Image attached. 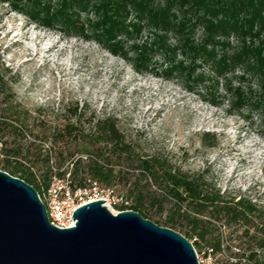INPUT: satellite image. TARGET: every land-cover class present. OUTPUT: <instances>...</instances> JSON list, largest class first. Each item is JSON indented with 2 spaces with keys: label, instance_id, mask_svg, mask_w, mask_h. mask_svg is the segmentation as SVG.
<instances>
[{
  "label": "rangeland",
  "instance_id": "374dc122",
  "mask_svg": "<svg viewBox=\"0 0 264 264\" xmlns=\"http://www.w3.org/2000/svg\"><path fill=\"white\" fill-rule=\"evenodd\" d=\"M66 1L0 0V117L7 105L14 106L20 111L14 124L27 128L26 139L13 131L5 139L24 144L36 135L45 148L53 146V161L62 151L67 164L93 149V123L111 116L133 152L167 157L184 171L207 170L220 193L264 208V71L251 68L247 60L232 63L250 40L233 33L218 37L221 42L212 47L206 44L202 23L184 22L180 34L165 33L171 48H123L130 58L143 51L152 58L138 72L137 61L107 56L99 43L81 37L82 31L93 29L87 19H97L92 5L73 15L76 27L59 17L50 27L40 22L48 6L55 12ZM126 21H136L133 12ZM155 30L142 22L132 38L138 44L151 42ZM50 42L56 47L43 56V46ZM212 50L215 62L230 61L229 66L217 71L205 61L203 53ZM258 50L264 57V48ZM166 69H172L171 77L162 75ZM66 125L76 128L71 136L64 132ZM128 186L118 181L110 187L125 194ZM220 231L224 248L236 234L232 227L221 226ZM231 252L238 250L223 249L214 258L231 264Z\"/></svg>",
  "mask_w": 264,
  "mask_h": 264
},
{
  "label": "trees",
  "instance_id": "16d2710c",
  "mask_svg": "<svg viewBox=\"0 0 264 264\" xmlns=\"http://www.w3.org/2000/svg\"><path fill=\"white\" fill-rule=\"evenodd\" d=\"M91 5L96 10L97 19H87L93 23V29L90 33L82 31L81 36L93 39L116 56L137 61L135 69L138 72L146 70L152 64V58L146 56L145 51L130 58L123 48H152L156 45L158 48H171L165 33L175 30L180 34L187 26L184 22L202 23L206 44L212 47L221 42L220 36L235 33L246 37L250 40L249 44L243 43V50L235 54L232 63L247 60L251 68L264 71V57L258 50L264 48V0H67L55 12H50L48 6L45 9L48 18L44 17L43 21L35 18L50 27L59 17L70 22L71 27H76L72 22L73 15ZM12 7L22 9L15 3ZM130 12L134 13L135 22L126 21ZM68 13L71 15L68 16ZM142 22L156 29V38L138 44L132 37L139 35ZM128 40L132 41L131 44ZM203 55L204 60L211 61L217 71L229 66L230 61L215 62L214 50L205 51ZM170 71L172 69H166L162 75L171 77ZM19 114L16 107L7 105L0 117V170L24 180L40 196L49 186L52 167L59 175L63 173L62 168L68 169L76 186H83L89 178L106 186L120 181L129 185L126 193L122 194L129 201V209L193 240L195 248L208 247L215 255L234 247L238 253L231 252V264H264V208L248 199L240 197L234 200L220 193L208 180L207 170L184 171L174 166L167 157L133 152L130 143L119 131L118 121L111 116L93 123V131L89 135L92 150H86V155L77 156L67 164H64L67 154L64 158L59 151L57 163L53 161V146L45 148L36 135L33 141L24 144L17 142V138L12 142L5 139L6 134L12 131L22 140L26 139V126L14 124L12 120ZM74 131L76 128L71 125L64 127L67 136ZM213 145L214 142L209 144ZM122 164L126 165L123 169ZM131 173L135 174L130 183ZM221 226L232 227V232L236 234L224 248Z\"/></svg>",
  "mask_w": 264,
  "mask_h": 264
},
{
  "label": "water",
  "instance_id": "95a60500",
  "mask_svg": "<svg viewBox=\"0 0 264 264\" xmlns=\"http://www.w3.org/2000/svg\"><path fill=\"white\" fill-rule=\"evenodd\" d=\"M105 202L78 207L75 225L59 228L31 185L0 170V264H199L181 233Z\"/></svg>",
  "mask_w": 264,
  "mask_h": 264
},
{
  "label": "built area",
  "instance_id": "2783aa9c",
  "mask_svg": "<svg viewBox=\"0 0 264 264\" xmlns=\"http://www.w3.org/2000/svg\"><path fill=\"white\" fill-rule=\"evenodd\" d=\"M52 169L53 175L49 186L40 196L51 224L59 228L73 227L75 220L70 218L73 212L84 204L98 200H106L103 204L108 209L115 208L116 212L129 209V201L126 197L115 194L110 186L102 185L92 178H89L83 186H76L68 169L62 168L61 175L54 167ZM190 242L193 244L192 240ZM195 252L199 264H223L214 258L212 250L208 247H204L201 252L195 249Z\"/></svg>",
  "mask_w": 264,
  "mask_h": 264
},
{
  "label": "bare ground",
  "instance_id": "6f19581e",
  "mask_svg": "<svg viewBox=\"0 0 264 264\" xmlns=\"http://www.w3.org/2000/svg\"><path fill=\"white\" fill-rule=\"evenodd\" d=\"M18 33L15 32L14 35H17ZM82 38H84L83 36H81ZM85 39V38H84ZM85 40H88V39H85ZM90 40H93V39H90ZM102 46V45H101ZM43 53L42 55L45 56V53H49V52H53L54 50V47H56V44L54 42H50V43H47L43 46ZM103 47V46H102ZM104 48V47H103ZM105 52H106V55L107 56H110V57H115L114 53H112L109 49L105 48ZM45 52V53H44ZM110 210L115 213L116 211H114L113 209L110 208Z\"/></svg>",
  "mask_w": 264,
  "mask_h": 264
}]
</instances>
